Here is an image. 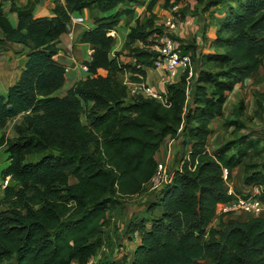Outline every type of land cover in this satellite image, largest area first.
I'll use <instances>...</instances> for the list:
<instances>
[{"label":"trees","instance_id":"1","mask_svg":"<svg viewBox=\"0 0 264 264\" xmlns=\"http://www.w3.org/2000/svg\"><path fill=\"white\" fill-rule=\"evenodd\" d=\"M54 2L53 14L41 17L13 5L15 23L0 7L3 38L30 48L20 76L0 93V129L19 115L26 123L24 134L0 137L9 161L2 178L17 185L4 188L3 201L10 207L0 210V264H87L104 246L103 229L120 199L141 194L156 173L155 155L168 136L184 137L191 147L171 184L152 203L151 209L160 206L162 213L129 222V235H140L131 260L101 264H264V217L222 216L213 225L218 204L233 199L225 189V170L230 179L243 165L246 185H264V158L260 164L249 162L261 155L262 140L241 134L212 153L207 150L212 121L223 115L229 93L264 66V14L256 17L250 9L221 20L215 51L195 57L200 66L190 96L182 76L166 84V106L154 98H128L117 77L125 71L147 76L135 64H121L118 52L111 55L109 33L122 12L102 16L96 27L81 32L79 41L93 45L89 70L57 95L67 80V66L57 59L59 42L72 14L91 6L107 13L143 0ZM148 25L133 27L128 36L130 43L144 44L134 48L133 57L150 67L155 52L148 37L162 32L152 20ZM185 50L196 55L192 42ZM257 95L260 109L264 92ZM236 109L237 117L244 114L243 99ZM52 150L61 155L48 153ZM34 155L41 156L32 160ZM259 197L264 202V193Z\"/></svg>","mask_w":264,"mask_h":264},{"label":"rangeland","instance_id":"2","mask_svg":"<svg viewBox=\"0 0 264 264\" xmlns=\"http://www.w3.org/2000/svg\"><path fill=\"white\" fill-rule=\"evenodd\" d=\"M186 6H191L192 11L199 15L200 12L207 14L208 18L212 19V22L206 23L205 27H209L210 24H214L218 21L221 24V20L227 19L230 15L236 12H243L247 14L250 9L256 12V17L264 14V0H143V3L138 5L132 2H127L119 5L113 10L102 13L99 11L97 6H91L85 9L83 12L84 22L86 25L82 26L77 30V34L73 44V50L71 53H66L68 57L77 61L78 64H86L87 61L92 59V48L93 45L89 43H81L79 41V35L85 30L92 29L98 24V20L102 16H110L111 14H116L117 12H122L120 14V19L117 26L112 31H115L114 35H111L114 40L111 45V55L114 56L115 52H118L119 62L121 64H129L134 54V48H141L144 44L140 41L129 42V32L131 29L137 25H148L149 21L152 20L156 27L161 28V32L164 29L163 19L169 13L180 14L181 18H184V8ZM203 6V7H201ZM248 8V9H247ZM247 9V11H246ZM47 13V12H46ZM206 16V15H204ZM147 30H150L148 25ZM157 37L152 34L148 37L149 41H154ZM81 45H80V44ZM153 43V44H154ZM220 50H223L221 48ZM130 60V61H129ZM200 66V62H197ZM205 68L212 69V65L207 64ZM100 73L106 74L107 71L104 69L99 70ZM124 73L117 74V77L123 82L125 80ZM65 85V84H64ZM63 85V86H64ZM69 84H66V86ZM63 86L56 91L57 95H64L67 88ZM264 92V66H262L258 71L253 72L248 79L242 84H238L237 87L229 93L228 101L224 108V113L222 116H217L216 119L212 121V125L215 124V133L219 136L220 143L222 144L230 139L237 138L241 134H247L249 136L260 138L262 140V147H264V97L260 98L262 101V107L258 109V93ZM243 99L245 102V110L242 116L237 117L236 107L239 101ZM128 103V101H127ZM258 109V110H257ZM238 118L235 125L228 123L229 120L233 118ZM83 121L86 118L82 116ZM25 120L23 115H19L8 121L6 126L0 129V137L5 135L9 139L16 138L21 134L25 133ZM187 140L190 141V135L187 133ZM180 146L184 143V137L181 139L176 138L174 144ZM173 144V146H174ZM211 151L214 152L216 148L210 147ZM53 151V150H52ZM177 152H184L179 149ZM56 156H60L61 152H48ZM41 155L31 156L32 160H37ZM171 157L167 160L168 168L174 170L175 167L180 166L182 159L181 153L176 155V157ZM8 154L0 152V168L4 166L5 161L8 160ZM264 158V149L261 151V155L252 158L249 162L251 164H260ZM30 159V158H29ZM246 172L244 166L239 168L236 174V181L234 183L235 187L239 190L242 186H245ZM6 185H13L17 188L16 183L11 179L7 178L3 180L0 172V210L7 209L10 204L3 201L4 198V188ZM159 191L150 192L147 188H144L143 196L141 201L134 199L120 200L122 203L118 211L116 212V217L113 219L111 213L109 214L110 222L104 227L102 236L104 238V246L99 250L91 260V264H101L107 259H116L123 262L131 259L133 256V245L136 244L134 238L130 237L127 232V226L131 220H140L141 217L148 216V210L151 208L152 202L155 201L156 195ZM140 202L143 206L141 210L136 211L130 210L128 205H135ZM138 208V207H137ZM239 221L244 220L245 217H238ZM219 221L213 223L218 224ZM78 264V263H75Z\"/></svg>","mask_w":264,"mask_h":264},{"label":"crops","instance_id":"3","mask_svg":"<svg viewBox=\"0 0 264 264\" xmlns=\"http://www.w3.org/2000/svg\"><path fill=\"white\" fill-rule=\"evenodd\" d=\"M62 1L65 2V0H62ZM13 5L19 10L25 9V10L31 11L35 17H41V16H50L53 14V8L55 6V2L54 0H41L39 2H35L34 0H12V2L4 5V11L6 15L10 18V20L13 23H15L17 19V13L10 11ZM184 9H185L184 10L185 17L182 18L179 28L177 30L178 36L187 40L190 43L192 42L195 45V52H196L197 57L201 53L214 52L215 47L213 45V40L215 39L217 30H218V25H219L218 21L215 22L214 24H210L209 27H205L206 23L212 22V19L208 18L207 14L200 12L198 15L197 13H194L192 11L191 6L190 7L186 6V8ZM84 25H86V23L84 22L83 12H75L72 14V21L69 24L67 32H65L60 37L59 47L61 48V51L57 55V59L61 63H63L65 66L68 67L67 80L63 88L65 87L68 89L76 81L80 79H84L86 77V72L81 70L80 64H78L77 61L65 55L66 53L72 54L73 44H74V40L77 34L76 32L78 29H80ZM205 30H206V36H207L206 40H204L203 38V34ZM29 51H30V48L25 45L6 41L3 38L2 31L0 29V93H3V94L6 93L8 90V87L12 85L18 79L22 71V66L26 60V56L29 53ZM129 59H131V61L129 60L130 64H135V58L133 56L129 57ZM145 70L147 72V80L151 85L159 89H166L163 71L159 69H154L151 67H146ZM127 77H131L132 79H134L133 71H127L125 73V79ZM66 84H69V85L66 86ZM239 84H242V83H239ZM211 128H212V133L209 135L207 139V146L209 147L212 146L213 148H217L218 146L222 144V142L220 143V140H218L219 136H217V134L214 132L216 129L215 124L213 125L211 124ZM190 147L191 145L185 146L184 143L180 144V146H177V144L175 143L173 146V152H172L173 156L172 157H176V155H178L179 153H181V156H183L186 153V150L190 149ZM180 148L184 152H177L179 151ZM4 151H5V148L0 147V152H4ZM167 155H168V152H167L166 147L161 146L159 151L156 153L155 157L158 162H161V161H165L166 159L168 160ZM8 163L9 161L6 160L4 166L0 168V172H2L3 168L6 167ZM242 166L243 165L238 166L232 172V176L230 180L233 183H237L236 174L238 173L239 168ZM177 168L179 167H175V169ZM240 189L241 190L239 189L237 190L245 193L246 191H248V185L242 186V188ZM155 195L156 197H154ZM142 196H143V192L141 194L125 196L124 198H121L120 200L122 201L125 199H134L137 201H141ZM153 197L155 198V201H157L158 194H153ZM121 204L122 203L117 204V207L111 212L113 219L116 217V212L118 211V208ZM125 205H128L130 210L136 209V211L141 210L143 207L140 205V202L135 205H129V204H125ZM151 208H152V205H151ZM151 208H149L148 210L149 215L144 216L145 218L150 219L162 213V209L160 206H156L155 209H151ZM238 217H242V218L245 217L244 220H242V221H245L250 216L246 215L245 213L238 212V213L230 215L229 218L239 219ZM109 222H110V218H109ZM135 246L136 244L133 245V248H132L133 252L135 250ZM74 263H77V262H74Z\"/></svg>","mask_w":264,"mask_h":264},{"label":"built area","instance_id":"4","mask_svg":"<svg viewBox=\"0 0 264 264\" xmlns=\"http://www.w3.org/2000/svg\"><path fill=\"white\" fill-rule=\"evenodd\" d=\"M10 2H12V0H0V7ZM181 20L182 18L180 14L169 13L164 17V29L161 34L155 35L157 37L155 40L156 42L151 46V50H154L155 53L152 56L153 62L150 67L164 72L165 85L167 83L176 82L180 80L182 76H185L186 93L190 96L197 80L199 66L195 60L196 55L192 51L185 50L190 42L179 37L177 34ZM114 33L115 31H111L109 34L114 35ZM135 65L137 68L142 70H145L147 67L136 60ZM80 67L84 72L89 70L87 64H81ZM66 70L68 71V67ZM133 76L135 79L127 77L124 80V84L127 87L128 98H154L162 102L164 105L169 106L166 89H159L151 85L147 80V76H144L141 71L133 72ZM175 139L176 138L173 136H168L161 145L166 147L168 159L171 157L173 152ZM207 150L212 153L209 146ZM184 159H188L187 154L182 156L180 166L182 165ZM173 175L174 170H170L168 168L167 159L165 161L158 162L156 173L145 187L150 192L159 191L160 193L167 185L171 184L173 181ZM224 178L225 189L229 195L233 196V199L229 202L218 204L216 217L213 223L216 221L220 222V218L222 216L227 219L230 215L238 212L245 213L249 216L264 217V202L259 197L262 193H264V185H248V191L244 193L238 191L234 183L228 178L227 170L224 171ZM130 237L134 238L135 242H138L140 239L138 232H134L130 235ZM92 258L87 264H91Z\"/></svg>","mask_w":264,"mask_h":264}]
</instances>
